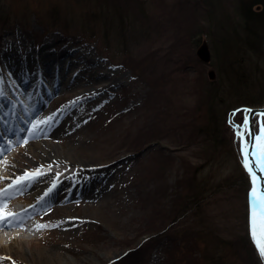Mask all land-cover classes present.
Listing matches in <instances>:
<instances>
[{
    "label": "rangeland",
    "instance_id": "374dc122",
    "mask_svg": "<svg viewBox=\"0 0 264 264\" xmlns=\"http://www.w3.org/2000/svg\"><path fill=\"white\" fill-rule=\"evenodd\" d=\"M255 1L0 0V115L13 110V115L0 120L2 133L7 126L12 129L0 145L5 150L4 171L40 172L49 159L47 153L60 157L56 160L65 166L76 162L78 167L72 171L80 163L93 168L84 178L76 177L61 187L60 200L43 205L47 214L40 222L50 223L49 240L17 243L7 251L26 264H135L122 257L125 243L131 241L133 247L150 237L140 234L144 230L140 222L151 213L146 199L143 204L137 201L138 188L156 189L152 210H161L166 207L167 188L175 193L181 175L189 187L194 186L193 193L205 187L210 192L198 203L191 200L183 224L162 235V242L172 239L177 248L170 246L164 255L162 246H147L150 264L190 262L193 246L186 249L188 244L181 240L191 227L210 226L215 235L232 239L236 247L246 241L251 235L252 189L243 153L244 140L249 142L244 126L247 112L233 117L228 110L239 103L222 100L231 90L229 77L234 69L238 72L234 82L248 80L259 86L262 101L252 104H264V29L252 43L242 13ZM93 29L96 38L89 36ZM33 38L42 40L38 48ZM203 41L209 43L212 63L197 56ZM137 73L150 82L161 76L156 81L159 87L152 90ZM215 87L220 90L219 102L209 108L208 96ZM46 117L52 119L40 124L39 133L33 135L32 125ZM154 121L161 131L167 126L168 132L157 137L150 149L125 153L130 139L142 138ZM211 121L219 123L214 126L220 139L217 148L198 132L200 127L201 131L213 127ZM54 126L65 130L61 137L43 133ZM258 127L256 116V132ZM17 129L22 130L18 135ZM31 163L36 164L32 169ZM103 187L97 196L86 195ZM56 216L60 223H54ZM4 243L7 247L8 241ZM252 251L239 249L237 257L226 251L218 264H255L257 257L264 264L259 247ZM198 260L212 264L199 251Z\"/></svg>",
    "mask_w": 264,
    "mask_h": 264
},
{
    "label": "trees",
    "instance_id": "16d2710c",
    "mask_svg": "<svg viewBox=\"0 0 264 264\" xmlns=\"http://www.w3.org/2000/svg\"><path fill=\"white\" fill-rule=\"evenodd\" d=\"M260 3L263 4V9L259 12L255 11L253 8L255 7V5H258ZM242 11H243L242 12L243 16L245 17V20L247 22L248 36L251 39V42L253 40L254 43L256 44L257 39H260L261 32L264 29V0H256L252 6L248 7V9H246V11L245 10H242ZM96 33H97V31L95 29H93V31L90 32L89 36L91 38H94V37L96 38ZM249 38L247 40H249ZM97 42L99 43V41H97ZM196 42H198V40ZM262 53L264 56L263 50H262ZM209 63H212V60ZM132 70H133V68H132ZM231 74L233 75V77H229L230 81H231L230 82L231 90L228 92L226 91L225 93L223 92L224 93V95H223L224 99L222 101L226 103L229 100V102L226 104H229V103L230 104L239 103V104L232 107L231 109H229L228 113L235 110L236 108L244 106V105L257 106V105H254L252 103L262 101L261 95L259 93H257L259 86L255 85L254 83H252L248 80L246 83L234 82V78L235 79L237 78L238 72H237V70L233 69ZM142 75L144 76L143 79L146 82L149 81L146 75H144L142 73L141 74L137 73V76L142 77ZM156 77H158V78L155 81H153V79L151 82L149 81L150 85H151L150 87L152 90H156L159 87V84H157L156 81L158 79L162 78L159 75ZM210 92H212V90ZM219 92H220V90L217 89V87H215L214 92H212L209 96L207 95L209 98L208 99L209 108L213 107L216 104V102L217 103L219 102L218 101V95H220ZM227 96H230L231 98H229ZM223 102H221V103H223ZM242 103H245V104H242ZM159 106H161V105H159ZM155 111L157 112V109H155ZM210 119H211V116H210ZM211 122L213 123V127L214 126L217 127L219 125V123L217 125L216 122H215V124L213 121H211ZM149 124L142 126L141 131L143 130V127H145ZM157 124H158V122L154 121L152 123L151 127H149V128H151V131L147 132L146 135H143L142 138L130 139L128 144L124 146V149L128 150L129 152L130 151L131 152L136 151L135 153L139 152L142 149H146L147 147H149V149H150V147H152L155 144V142H157L159 140L157 137H162V135L164 133L168 132L167 126H166V129L164 131H161L158 128ZM213 127L208 125V126L204 127L205 129L204 130L202 129V131H201V127H200L198 129V132L201 134H205L204 139H206L208 141L210 140L213 143L214 148H217L215 146L219 145L218 142H220V139L217 138V134L215 133V127L214 128ZM171 133H175V129H173ZM142 134L143 133L140 132V134L138 136H141ZM171 137L175 138V136H171ZM169 139L172 140L173 142L175 141V139H171V138H169ZM157 150H159V149H157ZM151 151L153 152V149ZM159 151H162V150L160 149ZM168 156H170V155H168ZM181 159H182V157L179 156V160H181ZM197 168H198V165L196 164L195 170ZM191 175H193V173H191ZM136 178L138 179V175L136 176ZM242 178H244V176ZM185 180H186L185 175H181V178L177 179V182H176V184L172 190V191L175 190V193H168V188H167V192H166L167 195L165 196L167 203L164 204L166 207L160 208L161 210H159V208L153 209L154 211L152 210V207L154 206L152 196L154 195L156 189H154V190L150 189V192H147L146 190L142 189V187L138 188L137 201L143 200L142 201V204H143L144 200L146 199V206L149 205L147 210L151 211V213L146 214L143 217L142 221L140 222L142 228L144 229L140 232V234H143V235L150 234V237L146 238L143 241V242H145L146 240L149 239L146 242L147 244L143 243V242L136 243L139 239V237H138L134 241V243H136V244L133 247H132L133 244H131V241H127L125 243L127 245V246L125 245V247L127 248V251L122 256L123 258H128L131 262H133L135 264H150V262H149L150 261V254L146 253L147 252L146 251L147 246H149L151 244L158 245L159 247L162 246L163 251H164L163 252L164 255H166V252L170 246L177 248V246L173 244L172 239H171V242H162V241H164V238L162 237V235L166 234L169 230H171V228H174L177 225L181 226L183 224L182 220L184 219V215H185L186 211L188 210V207L190 205L189 203H192L191 200H195L196 203H198L202 199L204 200L206 198L208 192H210L209 190L206 191L207 188L205 187V188H203V191H200V192L197 191V192L193 193L194 186L191 184V186L189 187V185L185 183ZM247 182H248V187H249L251 182H250V180L249 181L247 180ZM192 183H193V181H192ZM242 183H244V182H242ZM205 191H206V193H205ZM187 204H189V205L186 206ZM162 206H163V204H162ZM168 207H170V208H168ZM157 210H159L158 216H160V218H158V219L156 216ZM145 224H146V226H145ZM190 229H191V232L189 233V235L188 236L184 235L183 239L181 240V242H185L188 244V247L186 249H189L191 246H193L188 253V258H189L190 262L185 261V264H189V263L190 264H201V263H204V262L199 261V260L195 261L196 253L198 251L200 252L201 257L205 259V261H207L208 263L211 262L212 264H218L220 258L221 259L224 258V257H221L222 254H225L226 251L229 252V250L234 252L233 254L236 257H237V255H235V254H238L239 249L243 250V251L245 249V251H247L248 253L250 252L252 254H254V252L252 250H254L256 252V248H257V246L255 245L256 242L252 238V235H250L249 233L246 236V241H244L243 244H241L239 247H236V244L232 239L229 240L228 238L225 239L224 237H218L217 235H215L214 230H212V227H210V226H207V229H206V226H203L199 230L195 229L194 227H191ZM161 231L164 233H162L159 236L158 233ZM152 234H155V235H152ZM168 238H170V236H168ZM253 240H254V243H253ZM197 245H198V247H197ZM180 248H182V247H180ZM248 248L252 249V250H249ZM254 261H255V264H262L258 257L255 258Z\"/></svg>",
    "mask_w": 264,
    "mask_h": 264
},
{
    "label": "bare ground",
    "instance_id": "6f19581e",
    "mask_svg": "<svg viewBox=\"0 0 264 264\" xmlns=\"http://www.w3.org/2000/svg\"><path fill=\"white\" fill-rule=\"evenodd\" d=\"M0 21L3 23L2 18L0 19ZM29 59L33 67H36L37 64L35 63V60L31 56L29 57ZM45 59L46 57L42 56L41 60L43 61ZM52 61L54 62L55 59ZM28 84L31 85L33 83L30 81ZM97 90L98 88H96V91ZM9 115H13V110H10L9 114L0 115V120L4 119ZM70 117L73 118L75 116L72 115ZM70 117H68V119ZM17 131L19 133L22 132V130H18V129ZM32 131H33L32 132L33 135L39 133V129L38 130L33 129ZM64 131L65 130L62 127L54 126L52 128L47 129V131L43 133L50 137H61ZM11 133H12V129L9 128L8 126L6 127L4 133H1L0 131V145L2 144V140ZM19 133L16 132L17 135ZM23 148L25 147L23 146ZM124 151L125 153L129 152L128 150H124ZM4 154H5V150L0 152V189H6V192L0 194V201L7 200L8 204L6 206L5 211L17 213V215L9 218L7 222L0 221V252L2 253L0 255V264H26L24 260L15 258V254L7 251V248L10 246L16 247L17 243L19 244L28 243L29 245V244L41 243L42 241L49 240L48 231L46 229L50 225V223L39 222L36 225L34 224L23 225V223L20 220L18 221L16 220V217L25 216V215H32V216L37 215L42 219L43 218L45 219L47 213L43 209V205L45 203L50 202L51 200L52 201L60 200L61 196L59 194L62 193L61 187H63L68 181L74 179L76 180V177L80 178L83 176L84 178L85 172L93 171V168L89 167L88 165L80 163L79 169L72 171V168L78 167L76 166L77 164H75L76 162L68 163L65 166L64 164H61L59 162L60 160H56L58 156H51V153H47L49 159L44 160L42 164L44 166V169L40 171L41 173L40 175L35 176L29 179L28 181L21 182L19 184L16 183L11 184L9 183L8 179L11 178V176H15L17 178L23 175L24 171L19 172V170L12 168L10 170V173H6L4 171L1 162V158ZM32 155L35 154L32 153ZM58 159H60V157ZM35 166H36L35 163L30 165L31 169L32 167ZM107 167L112 168L113 165L111 164L108 165ZM95 181L98 183L99 177H95ZM9 185H12V187L9 188L8 187ZM105 189L106 188L103 187V189L98 191L95 190L92 192H87L86 195L97 196L98 193L103 192V190ZM55 218L56 220L54 223H60V218L58 216H56ZM41 224L47 226L43 228L38 227ZM49 238L50 241L52 240L54 241L56 240V242L59 241L58 237H54V238L49 237ZM5 240L8 241L7 247L6 244L4 243ZM11 259H13V262L11 261Z\"/></svg>",
    "mask_w": 264,
    "mask_h": 264
},
{
    "label": "snow or ice",
    "instance_id": "6c2138e0",
    "mask_svg": "<svg viewBox=\"0 0 264 264\" xmlns=\"http://www.w3.org/2000/svg\"><path fill=\"white\" fill-rule=\"evenodd\" d=\"M238 111V110H237ZM246 111L251 112V109H246ZM264 116V113L260 114ZM52 117H46L42 121H36L32 127L33 129L38 130V126L40 124H46ZM248 127L247 122L244 125ZM239 129L240 125H235ZM241 138H243L244 133H239ZM9 144L12 141H8ZM27 144V141H24ZM3 151V148L0 147V152ZM243 153H244V166L247 171L251 174L253 180V187L251 189V235L252 238L256 241L257 246L260 249L261 255H264V181H262L258 176L256 171L254 170L252 164L249 162L248 157L250 155L257 157V165L259 166L261 171H264V120L261 122V128L259 133L255 137V151H249V142L244 140L243 145ZM41 173L37 170L36 172L26 171L23 175L16 178L15 183L19 184L21 182L28 181L29 179L40 175ZM9 188L12 185L8 186ZM6 192V189H0V194ZM8 204L7 200L0 201V221L7 222V220L11 217L17 215V213L6 212V206ZM47 225H39L38 227L43 228Z\"/></svg>",
    "mask_w": 264,
    "mask_h": 264
},
{
    "label": "water",
    "instance_id": "95a60500",
    "mask_svg": "<svg viewBox=\"0 0 264 264\" xmlns=\"http://www.w3.org/2000/svg\"><path fill=\"white\" fill-rule=\"evenodd\" d=\"M197 56L199 57V59L205 63H209L211 61L212 55H211V51H210V47L207 41H203L200 46L197 49ZM210 77H214L215 73L214 71H210L209 72ZM252 111L248 113L247 115V130L249 132L250 135V144H249V151L253 152L255 151V137L257 135V133L255 132L254 126H253V118L255 116V114H259V118H261V113H264V107H253V108H249ZM250 158V163L252 164L254 170L257 173V176L264 181V171H261L259 166L257 165L256 161H257V157L256 156H249Z\"/></svg>",
    "mask_w": 264,
    "mask_h": 264
},
{
    "label": "flooded vegetation",
    "instance_id": "af4514ba",
    "mask_svg": "<svg viewBox=\"0 0 264 264\" xmlns=\"http://www.w3.org/2000/svg\"><path fill=\"white\" fill-rule=\"evenodd\" d=\"M255 7L257 8V9H261V8H263V4H258V5H255ZM255 10V9H254ZM255 11H257V10H255ZM262 50L264 51V35H263V40H262Z\"/></svg>",
    "mask_w": 264,
    "mask_h": 264
}]
</instances>
